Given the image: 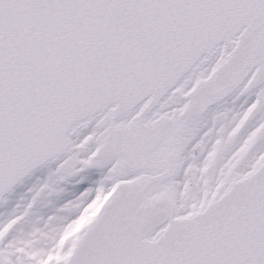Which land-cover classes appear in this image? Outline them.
Segmentation results:
<instances>
[{"label":"snow or ice","instance_id":"1","mask_svg":"<svg viewBox=\"0 0 264 264\" xmlns=\"http://www.w3.org/2000/svg\"><path fill=\"white\" fill-rule=\"evenodd\" d=\"M42 169L0 264H264V0H0V207Z\"/></svg>","mask_w":264,"mask_h":264},{"label":"rangeland","instance_id":"2","mask_svg":"<svg viewBox=\"0 0 264 264\" xmlns=\"http://www.w3.org/2000/svg\"><path fill=\"white\" fill-rule=\"evenodd\" d=\"M94 177H95V173H94ZM23 194H24L23 192H18V193L12 198V200H11L10 203H9V205H7L6 207H4V208H2V209L0 210V213L7 212V211L10 209V207L15 203L16 199H18L19 196H21V195H23ZM72 194H73V188L68 187V188L66 189V197H65V198H72ZM76 194H78V193H76ZM44 211H45V212H48V211H50V209H45Z\"/></svg>","mask_w":264,"mask_h":264},{"label":"flooded vegetation","instance_id":"3","mask_svg":"<svg viewBox=\"0 0 264 264\" xmlns=\"http://www.w3.org/2000/svg\"><path fill=\"white\" fill-rule=\"evenodd\" d=\"M46 169H44L43 171H41L40 173H38L35 177H33L30 181H28L26 184H24V186L19 190V192H23L24 194L27 192V189L32 186V184H34L38 179L42 180L45 175H46ZM68 187H71V185L66 186V189Z\"/></svg>","mask_w":264,"mask_h":264},{"label":"water","instance_id":"4","mask_svg":"<svg viewBox=\"0 0 264 264\" xmlns=\"http://www.w3.org/2000/svg\"><path fill=\"white\" fill-rule=\"evenodd\" d=\"M38 171V170H37ZM35 173V172H34ZM25 179H27V178H25ZM12 200V198L10 199V201Z\"/></svg>","mask_w":264,"mask_h":264}]
</instances>
